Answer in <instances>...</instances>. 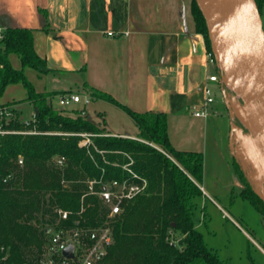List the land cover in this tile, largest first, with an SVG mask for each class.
Segmentation results:
<instances>
[{
	"label": "trees",
	"instance_id": "obj_1",
	"mask_svg": "<svg viewBox=\"0 0 264 264\" xmlns=\"http://www.w3.org/2000/svg\"><path fill=\"white\" fill-rule=\"evenodd\" d=\"M255 3L262 15L264 0ZM190 12L194 30L212 55L194 0ZM32 39L29 29H5L0 38V96L8 85L20 84L24 100L33 108L28 125L19 121V115L10 127L36 132L0 138V264H37L53 228L102 226L109 209L100 193L113 180L144 181L145 189L125 200L122 211L108 220L112 244L99 264H224L194 227L193 200L201 195L202 155L171 146L164 114L136 113L99 91L86 89L91 99L124 110L138 129L136 139L107 134L104 123L92 122L84 110L69 115L54 109L48 101L52 95L36 92L24 74V68L49 72ZM10 54L18 57L22 68L11 66ZM80 134H88L90 143L82 145ZM59 159H63L60 165ZM232 165L243 187L240 196L261 219L264 203L234 159ZM8 173L15 180L1 185ZM58 210L68 213L66 220H59Z\"/></svg>",
	"mask_w": 264,
	"mask_h": 264
},
{
	"label": "crops",
	"instance_id": "obj_2",
	"mask_svg": "<svg viewBox=\"0 0 264 264\" xmlns=\"http://www.w3.org/2000/svg\"><path fill=\"white\" fill-rule=\"evenodd\" d=\"M190 6L191 0H0V30L32 31L34 51L49 72L25 68L24 74L36 92L52 95L50 104L58 94L88 95L91 89L136 113L164 114L171 146L203 157L200 197L223 211L210 198L217 190L207 178L210 170L214 182L233 189L232 121L215 99L203 107L202 88H218L207 82L217 70L194 30ZM8 59L20 69L15 54ZM91 102L97 108L76 104L65 113L84 110L88 119L93 115L92 122L104 123L107 134L137 138L138 129L124 110L102 99ZM202 111L204 116L194 115ZM235 183L241 193L242 184Z\"/></svg>",
	"mask_w": 264,
	"mask_h": 264
},
{
	"label": "rangeland",
	"instance_id": "obj_3",
	"mask_svg": "<svg viewBox=\"0 0 264 264\" xmlns=\"http://www.w3.org/2000/svg\"><path fill=\"white\" fill-rule=\"evenodd\" d=\"M261 19L264 30V11ZM188 20L191 24L189 15ZM13 57L16 59L15 56ZM20 68H22L21 65ZM28 69L35 71L31 68ZM227 85L230 87L228 83ZM223 88L228 106L233 113V128L230 134L233 159L246 178L249 187L255 193L264 196V167L258 162L259 158L256 159L259 153L264 151V134H254L247 128L239 117V113L244 108L241 100L230 88L226 86ZM212 91L215 103H222V108L225 110L226 106L217 86H214ZM24 96V89L20 84L8 85L0 96V105L13 104L23 121L30 120L33 108L24 100ZM80 96L83 99L84 95L80 94ZM51 105L56 110L64 109L66 113L70 109L60 107L56 98H51ZM77 105L83 108L81 103ZM85 107L88 111L97 108L92 102ZM89 119L95 120L93 115H90ZM248 154L256 156L255 159L250 158ZM232 171L230 175L233 180V189L230 190L225 188L222 183L214 182L210 177L209 170L207 185L213 183L217 190V196L210 195V198L212 201H216L223 211L217 210L208 198L197 196L193 200V220L198 224V231L203 235L207 247L224 264H264V215L260 219L254 207L239 195L240 189L235 182L240 183V181L236 174L235 178L233 177L234 171ZM144 189L145 185L140 193ZM209 190L210 188H207V191ZM109 206L110 204L106 205L107 209ZM222 214L225 217H222Z\"/></svg>",
	"mask_w": 264,
	"mask_h": 264
},
{
	"label": "water",
	"instance_id": "obj_4",
	"mask_svg": "<svg viewBox=\"0 0 264 264\" xmlns=\"http://www.w3.org/2000/svg\"><path fill=\"white\" fill-rule=\"evenodd\" d=\"M194 1L205 21L210 49L224 86L236 94L264 134V30L255 0ZM232 70L240 77L234 76ZM223 102L232 121L233 113L227 101ZM256 194L264 203V196ZM102 198L108 203V193H103ZM63 254L71 258L73 246L68 245Z\"/></svg>",
	"mask_w": 264,
	"mask_h": 264
},
{
	"label": "built area",
	"instance_id": "obj_5",
	"mask_svg": "<svg viewBox=\"0 0 264 264\" xmlns=\"http://www.w3.org/2000/svg\"><path fill=\"white\" fill-rule=\"evenodd\" d=\"M3 30H0V38L2 37ZM107 36H113V32H107ZM207 53V52H206ZM208 61L210 64L216 67V73L210 75L207 78V82L215 83L218 85V89L225 98L224 91V79L222 77L221 71L217 67L215 58L213 54H208ZM202 93L204 95L203 107L206 108L209 104L214 101L213 91L209 84H206L202 88ZM58 105L62 108H71L76 104H82L86 106L91 98L88 95H84L83 99L79 94L72 92H65L56 95ZM227 101V100H226ZM228 102V101H227ZM205 111L195 112V116H204ZM18 112L14 109L13 105H0V138L11 135V134H34V131H17L10 127V124L18 119ZM33 117V114H32ZM31 117V118H32ZM19 121L25 125H28L29 120L23 121L22 117ZM83 138L81 142L82 145H86L89 142L88 134H80ZM63 159L56 161L57 164H61ZM18 164L22 165V159L18 158ZM136 177L135 175H133ZM15 180L13 173H8L1 179V185H9ZM145 182L142 184L131 183L127 180L123 181H110L106 187L105 191L100 193L102 198L103 193H108L109 201L107 204L109 206V212L107 219L102 226L93 229H85L81 227L75 228H53L48 232V240L44 247L42 248L39 260L37 264H99L105 255L107 254L108 248L112 244L111 230L108 225V220L118 215L121 211V205L125 200H129L136 194L140 193ZM92 182L89 183L90 189ZM103 199V198H102ZM59 220H66L68 213L66 211H57ZM68 245L73 246V255L71 258H67L63 252Z\"/></svg>",
	"mask_w": 264,
	"mask_h": 264
},
{
	"label": "bare ground",
	"instance_id": "obj_6",
	"mask_svg": "<svg viewBox=\"0 0 264 264\" xmlns=\"http://www.w3.org/2000/svg\"><path fill=\"white\" fill-rule=\"evenodd\" d=\"M232 73H233L234 76L240 77L239 74L236 71L232 70ZM227 83L229 84V82H227ZM239 117H240L241 121L247 126V128L249 130H251L254 134H262V130L257 126V124L253 121V119L245 112L244 108L239 113ZM248 155H249L250 158H254L255 159V157H256V156L254 157L253 154H248ZM257 158H259L258 162H260V165L264 167V151L259 153V155H258V157H256V159ZM254 163H256L255 160H254ZM257 164H259V163H257Z\"/></svg>",
	"mask_w": 264,
	"mask_h": 264
}]
</instances>
